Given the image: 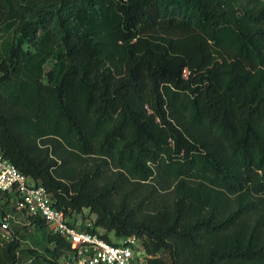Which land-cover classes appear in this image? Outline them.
<instances>
[{
    "label": "trees",
    "instance_id": "obj_1",
    "mask_svg": "<svg viewBox=\"0 0 264 264\" xmlns=\"http://www.w3.org/2000/svg\"><path fill=\"white\" fill-rule=\"evenodd\" d=\"M0 147L151 264H264V0H0Z\"/></svg>",
    "mask_w": 264,
    "mask_h": 264
},
{
    "label": "built area",
    "instance_id": "obj_2",
    "mask_svg": "<svg viewBox=\"0 0 264 264\" xmlns=\"http://www.w3.org/2000/svg\"><path fill=\"white\" fill-rule=\"evenodd\" d=\"M0 191L17 211L25 215V224L35 225L36 218H42L49 233L61 236L67 246L62 248L52 264H151L156 255L149 252L143 239L136 235L118 236L110 231L108 239L105 229L94 226V220L82 211L65 212L54 203L51 191L40 179L22 171L12 162L0 147ZM80 216V217H79ZM0 233L6 239H13L11 212L1 216Z\"/></svg>",
    "mask_w": 264,
    "mask_h": 264
},
{
    "label": "rangeland",
    "instance_id": "obj_3",
    "mask_svg": "<svg viewBox=\"0 0 264 264\" xmlns=\"http://www.w3.org/2000/svg\"><path fill=\"white\" fill-rule=\"evenodd\" d=\"M52 59H50L47 62V66L52 64ZM3 197L0 194V203L3 202ZM10 212L14 215H16L17 220L12 219L11 224H12V229L15 232L16 236H20L21 238V247L24 248H29V247H35L38 250V255H30L29 253H25V252H19L18 255L20 257L19 260V264H34V261L32 260V258L34 259L35 257H37V261L36 264H49L48 262L45 261L44 259V254L46 255H50L47 251H46V245H48V247L50 248H54L55 246V242L53 241H49L48 240V234L49 231L47 229V227H43V229L38 228L34 225H29V224H25V220L26 217L25 215H23V213H21L20 211L14 210V209H10ZM84 213L85 215H89L92 219L93 217H95L94 213H90L88 208H84ZM2 215H0V221H1V217ZM80 217V216H79ZM1 235V233H0ZM5 239L2 237V235L0 236V243L2 244L3 241ZM0 244V245H1Z\"/></svg>",
    "mask_w": 264,
    "mask_h": 264
}]
</instances>
